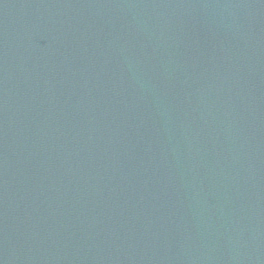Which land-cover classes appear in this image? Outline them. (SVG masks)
Returning a JSON list of instances; mask_svg holds the SVG:
<instances>
[{
  "label": "water",
  "instance_id": "obj_1",
  "mask_svg": "<svg viewBox=\"0 0 264 264\" xmlns=\"http://www.w3.org/2000/svg\"><path fill=\"white\" fill-rule=\"evenodd\" d=\"M0 264H264V0H0Z\"/></svg>",
  "mask_w": 264,
  "mask_h": 264
}]
</instances>
